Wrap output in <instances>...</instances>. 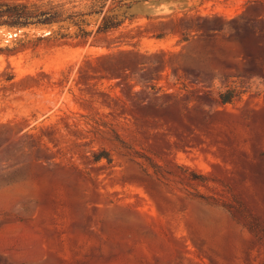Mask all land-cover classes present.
Here are the masks:
<instances>
[{"label": "rangeland", "instance_id": "obj_1", "mask_svg": "<svg viewBox=\"0 0 264 264\" xmlns=\"http://www.w3.org/2000/svg\"><path fill=\"white\" fill-rule=\"evenodd\" d=\"M32 3L88 35L0 18V264H264V0Z\"/></svg>", "mask_w": 264, "mask_h": 264}, {"label": "trees", "instance_id": "obj_2", "mask_svg": "<svg viewBox=\"0 0 264 264\" xmlns=\"http://www.w3.org/2000/svg\"><path fill=\"white\" fill-rule=\"evenodd\" d=\"M89 1L91 3V9L88 14L100 15L102 12L101 9L103 8L101 4L106 0ZM129 6L130 5L126 4L118 5L114 10L103 16L100 26L98 27V31H108L110 29L117 28L122 23V19L125 18L126 12L124 10L128 9ZM43 7V5H37L36 3H32L30 5L16 4L12 7L5 5L4 7L0 8V18L5 17L6 19H11V23H4L9 26L51 27L56 25L58 27L57 33L63 37L69 35L71 33V28H74V32L72 34L73 36L75 35L76 37H87L88 32L83 29L85 21L84 19H82L86 14L82 15L78 13H71L67 16H64L63 10L58 7H49L48 9H43ZM223 102H227V100H223ZM101 158L103 157L97 156L95 160L99 161ZM104 158H106L107 162H110L107 157Z\"/></svg>", "mask_w": 264, "mask_h": 264}]
</instances>
